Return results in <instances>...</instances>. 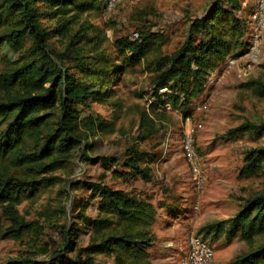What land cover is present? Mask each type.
I'll return each mask as SVG.
<instances>
[{
    "label": "trees",
    "instance_id": "16d2710c",
    "mask_svg": "<svg viewBox=\"0 0 264 264\" xmlns=\"http://www.w3.org/2000/svg\"><path fill=\"white\" fill-rule=\"evenodd\" d=\"M241 5V0H213L203 15L188 19L183 40L172 53H158L147 60L148 51L163 42L158 32L141 30L133 39L115 37L116 57L106 51L109 24L88 19L92 12L103 15L102 0H0V60H4L0 70V239L20 240L33 233L38 237L37 226L23 217L18 206L57 184L59 177L52 173L69 166L81 143H87L89 133L95 131V117H83L79 107L91 112L90 102L104 101L127 67L144 62L151 75L153 101L140 113V126L145 124L148 134L153 127L150 113L185 108L226 57L247 52L248 17L242 16ZM243 87L264 97V80L251 79ZM225 134H252L259 139L264 122L244 121ZM127 155L122 162L108 161L150 181V170L140 166L137 152ZM240 173L264 174V143L246 150ZM86 185L98 197L100 216L89 220L99 232L96 238L76 249V233L70 237L63 230L61 247L50 251L45 261L24 257L12 264H98V255L112 258L113 264H150L155 208L122 189ZM203 230L225 240L239 236L247 244V251L226 264H260L264 261V194L247 197L233 216L213 221ZM39 249L43 254L48 250Z\"/></svg>",
    "mask_w": 264,
    "mask_h": 264
},
{
    "label": "rangeland",
    "instance_id": "374dc122",
    "mask_svg": "<svg viewBox=\"0 0 264 264\" xmlns=\"http://www.w3.org/2000/svg\"><path fill=\"white\" fill-rule=\"evenodd\" d=\"M212 1L122 0L108 17L96 11L88 19L109 24L106 51L114 58L115 37L133 39L137 37L133 33L141 30L158 32L163 42L148 51L146 59L150 60L158 53H172L183 40L188 19L203 15ZM254 1L241 0L243 17H248ZM233 58L226 57L210 72L203 91L185 108L150 113L153 127L148 134L146 125L140 126V113L153 101L151 75L144 62L127 67L109 87L110 95L104 101L90 102L91 112L79 107L83 117L88 114L95 117V131L89 133L87 143H81L69 166L52 173L59 177L57 184L43 189L33 201L19 204L23 217L37 226L38 237L33 233L20 240L0 239V264H12L24 257L45 261L50 251L61 247L63 230L70 237L76 233L73 236L76 249L95 239L99 232L90 227L89 220L100 216L98 197L88 183L122 189L155 208L150 229L152 246L148 251L150 264H181L190 234L200 235L211 244L213 264H226L247 251L249 247L239 236L225 240L203 230L213 221L233 216L247 197L264 194V174L247 177L240 173L246 150L263 144L264 134L259 139L252 134H225L244 121L264 122V97L243 87L251 79L264 80V38L261 55L250 68L242 59L226 71L227 61ZM2 62L0 70L4 67ZM186 128L193 136L205 174L200 193L194 189L182 150ZM130 151L137 152L141 167L149 168L150 181L120 163L108 161L118 158L122 162ZM42 246L48 249L45 254L40 252ZM96 262L113 264L112 258L103 255H98Z\"/></svg>",
    "mask_w": 264,
    "mask_h": 264
},
{
    "label": "built area",
    "instance_id": "2783aa9c",
    "mask_svg": "<svg viewBox=\"0 0 264 264\" xmlns=\"http://www.w3.org/2000/svg\"><path fill=\"white\" fill-rule=\"evenodd\" d=\"M121 1L102 0L104 18L113 13ZM248 28L247 40L249 46L247 52L237 58L229 59L226 63V71L231 70L242 59H244V64L247 68H250L258 61L264 38V0L254 1L253 9L248 16ZM133 35L136 36L137 33H133ZM182 150L194 179V189L196 193H200L204 187L205 174L202 170L198 152L194 148L193 136L188 128L184 132ZM213 261L214 249L211 244L200 235L190 234L186 240L185 255L181 259V264H213Z\"/></svg>",
    "mask_w": 264,
    "mask_h": 264
}]
</instances>
